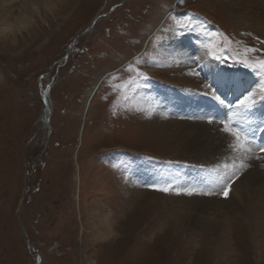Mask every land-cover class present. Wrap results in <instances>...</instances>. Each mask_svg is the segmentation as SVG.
<instances>
[{"label":"rangeland","instance_id":"374dc122","mask_svg":"<svg viewBox=\"0 0 264 264\" xmlns=\"http://www.w3.org/2000/svg\"><path fill=\"white\" fill-rule=\"evenodd\" d=\"M175 1L70 0L64 18L50 30L39 27L47 37L19 39L20 48L10 54L0 45V264H36L28 243L40 264H222L224 254L215 248L223 230L236 257L228 264H264L263 252L258 254L264 234L254 238L242 215L246 209L252 218L264 212L258 199L264 174L239 189L251 205L245 209L229 196L242 173L224 174L215 168L222 161L205 168L191 163L194 158L181 161L184 156L171 155L182 151L179 142L153 134L157 117L225 127L222 121L242 122L258 108L264 116L258 63L264 60V35L229 17L219 0ZM101 14L106 16L83 34ZM182 41L188 68L205 87L195 98L172 72L177 68L171 66L170 43ZM45 87L51 115L40 126L39 91ZM231 89L236 102L227 98ZM245 97L255 100L249 111L240 106ZM199 100L208 103L209 114L186 116L185 103L197 101L187 106L198 111ZM176 126V137L187 132ZM198 144L189 142L188 156ZM199 171L205 175L195 178ZM131 188L142 196H132ZM191 198V205L178 204ZM173 212H182L176 225ZM109 225L114 236L102 240Z\"/></svg>","mask_w":264,"mask_h":264},{"label":"bare ground","instance_id":"6f19581e","mask_svg":"<svg viewBox=\"0 0 264 264\" xmlns=\"http://www.w3.org/2000/svg\"><path fill=\"white\" fill-rule=\"evenodd\" d=\"M219 1L222 4L223 9L230 14L229 17L231 16L233 18L238 17V19L242 21L246 27L249 26L251 30L258 31L262 35H264V0H219ZM69 6H70V0L69 1L65 0L62 2H60L59 0H19V2H17V0H0V12H2L0 15V45L2 46V51L8 54L14 52L13 50L19 46L18 45L19 39L25 40L26 37H30V38L35 37L36 39L47 37L46 34L48 33V30H45L39 27L43 25V26H46V28L50 30L54 26V24L58 22L67 13ZM51 20H54L55 22L53 21L54 22L53 23L51 22ZM22 40L21 42H23ZM170 44H171L170 45L171 49L169 50V58H171L173 61L171 63V66L172 68H177L176 70L172 71L173 73H177L176 77L175 76L174 77L177 78L176 81L179 83V85H181V87L184 89L190 90L192 96L195 98L196 95L193 93H196L197 95H199V92H197V90L203 92L205 87L203 86L204 84L202 83V81L200 82L198 80L197 74L194 73L193 70H190L188 68V61L186 60V57L188 55V45L185 41H182L179 43L174 42ZM23 46H21V48ZM177 58H179L178 60L180 59H185V60H183L181 64H178ZM200 71L201 72L207 71V66L206 65L203 66ZM212 82L217 84L216 78L213 77ZM218 85L220 84L218 83ZM220 88H221V85H220ZM222 90L225 91L224 88H222ZM91 99H92V93L87 100L85 110L88 109L87 106H89L88 104L90 103ZM50 109L51 107L49 106V110L47 111L44 110L41 113L39 117V122H38L40 126H44L48 123L49 117L51 115ZM84 114L86 115V113ZM160 114L163 115V112L159 111L157 115H160ZM162 119L163 118H160V117L156 118V121H155L156 123L154 124V127H153V131H154L153 134L156 135V138L162 139L166 143L169 142L168 140H172V142H175V143L179 142L178 146L180 144L181 148H183L182 151H179L178 153L172 151V153L174 154V155L171 154L172 156L174 157H177L178 155L184 156V157L177 158V159L180 158V160L184 162H189L185 160H191V158H194V161H192L191 163H196L199 166H203L204 168L211 166L212 164H217L219 161H222V163H219L221 166H217L215 168L221 170L223 173L227 172L228 175L233 174V176L234 175L238 176L242 173L241 176H239L238 180L231 186V192L229 196L233 200L234 199L239 200V202H241L246 209L247 205H249V202L247 203L248 198L245 197L246 195L245 196L243 194L240 195L241 192L239 191V189L243 188L245 190V186L247 187V184L249 183V181L252 182L251 180L252 177L256 178L257 176L259 177L260 175L264 174V155L258 156L256 153H253L250 151L244 152L242 150L234 149L232 146L236 145L237 141L231 135L223 131L224 126L222 125H218L215 123L214 124H204V123L190 124L188 122H184L186 123L184 124L183 122L177 123L173 121H162ZM175 125H177L176 127H188V129L189 128H192V129H190V131H188L187 129L186 130L187 132H184L185 134L183 133L181 134V136L179 135V137L178 136L176 137V135L171 132V131H175V130H171V128L175 127ZM195 139H198V142L200 145L198 144L199 146H196L194 151L192 150L194 152L193 155L188 156L189 142H194ZM242 163L246 165L247 167L241 168L240 165ZM74 182L76 184V187L78 186L79 188L80 187V172H79L78 167H76L75 172H74ZM219 184L221 185L220 180H219ZM128 191L130 194H132V196H134L133 194L138 193L137 198H140L142 196V195L140 196L141 191L137 189L131 188ZM220 191L219 192L217 191L216 195H219L222 197L221 194L224 193V191L223 190L221 192ZM212 195L214 196V194ZM226 197H228V195ZM193 199L195 198L183 200V203L180 202L178 204L191 205L195 202ZM258 199L262 201V203L264 202V196H263V199L261 198H258ZM216 202L217 204H221L218 201ZM78 206H79V202H78ZM252 209L254 208L252 207ZM234 210L229 209L230 212ZM230 212H229V215H230ZM181 213L173 212L172 221L175 223L173 225H176L177 220H178L177 224L179 223V219H181L180 217L182 216ZM260 214H261L260 218L258 217L252 218L250 216L249 209H246V211L245 210L242 211V215H244L246 219V220L244 219V222L247 225V228L251 230V234L254 236V238H255V235H257L256 237H258L264 234V227L261 225V224H264L262 222V219H264V212L262 211V213ZM231 215L233 214L231 213ZM108 231L109 233L107 235L101 237L102 240H105L106 238L110 236H114L111 225L108 226ZM223 235L225 236L224 239L221 241V243L216 245L217 247L215 248V250L217 253H219V255L220 254L222 255V253L224 254L223 258H220V259L218 258L219 260L217 259L218 262L220 261V263L222 264H228L229 262H231V260L233 259L235 260L236 257H233V259L231 257V255H233V250H231V248L229 247V240L226 239L227 232L224 230H223ZM263 249H264L263 243H260L258 246L259 255L260 253L263 252V256H264ZM263 262H264V257H263Z\"/></svg>","mask_w":264,"mask_h":264},{"label":"snow or ice","instance_id":"6c2138e0","mask_svg":"<svg viewBox=\"0 0 264 264\" xmlns=\"http://www.w3.org/2000/svg\"><path fill=\"white\" fill-rule=\"evenodd\" d=\"M258 63L260 65V69L264 70V60H260V61H258ZM246 66H248V65H246ZM256 70H257L256 68H253V71H256ZM216 98L219 100V97H216ZM249 99H250L249 97H245L244 100L240 101V106H243L245 111L251 110V108L255 104V100L254 99H252L251 102H248ZM221 103H222V101H221ZM208 122L212 123L213 122V118L209 117ZM221 123L225 124V127H224L223 131H225L226 133L231 135L237 141V144L232 146L234 149L242 150L244 152L251 151V146L247 142V137H244V139L242 141L241 140V135L242 134H241V132L239 130L235 129L234 127H229L228 122H223L222 121ZM259 150L261 152H264V148H260ZM240 167L241 168H245L247 166L242 163L240 165ZM153 187L157 188V190H160V191H167L168 190L166 187H159V186H153ZM188 194L190 195L191 192L189 191Z\"/></svg>","mask_w":264,"mask_h":264},{"label":"water","instance_id":"95a60500","mask_svg":"<svg viewBox=\"0 0 264 264\" xmlns=\"http://www.w3.org/2000/svg\"><path fill=\"white\" fill-rule=\"evenodd\" d=\"M74 42H75V40H73L72 41V43H71V45H70V47L69 48H71L72 47V45L74 44ZM41 98H42V103H43V110H42V112L44 111V110H46L47 108V103H45V96H43V95H41ZM29 249H33V245H31L30 243H28V246H27ZM36 264H40V261H39V259L37 260V263Z\"/></svg>","mask_w":264,"mask_h":264}]
</instances>
